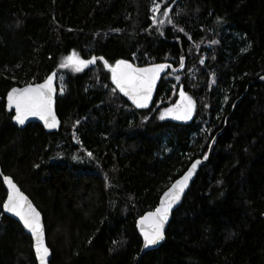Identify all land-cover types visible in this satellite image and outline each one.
Segmentation results:
<instances>
[{
    "label": "trees",
    "instance_id": "obj_1",
    "mask_svg": "<svg viewBox=\"0 0 264 264\" xmlns=\"http://www.w3.org/2000/svg\"><path fill=\"white\" fill-rule=\"evenodd\" d=\"M156 2L163 25L153 0H0L2 173L41 212L49 264H264V0ZM73 52L171 67L141 109L113 91L103 61L60 68ZM52 72L59 128L16 127L8 90ZM180 91L192 118L158 119ZM196 158L165 239L144 248L136 220ZM5 196L0 179V264H36Z\"/></svg>",
    "mask_w": 264,
    "mask_h": 264
},
{
    "label": "snow or ice",
    "instance_id": "obj_2",
    "mask_svg": "<svg viewBox=\"0 0 264 264\" xmlns=\"http://www.w3.org/2000/svg\"><path fill=\"white\" fill-rule=\"evenodd\" d=\"M160 8V3L153 0V7L150 9L153 25H163L165 23L163 19H156V13L160 11ZM163 16L169 17L167 8L164 9ZM168 23L172 24L173 21L169 18ZM179 31H183V29H179ZM212 43L215 44L217 41L213 40ZM97 60L103 61L104 68L111 73V81L115 85L113 91L119 90L136 108L141 109L148 107L161 73L164 72L165 68L171 67V65L166 64H152L141 68L122 59L116 60L115 64L112 65L102 56H93L91 59L84 60L80 59L75 52L65 57L59 67L72 68L75 72L79 73L84 71L89 65L95 64ZM201 63H203V60H201ZM183 64L184 58L181 56V67H183ZM55 76L56 73H52L47 76L43 83L28 84L22 88L12 87L8 91L7 109H14L15 115L12 116V120L17 125H24L29 117H38L44 122L45 128L52 129L58 126L59 121L53 110V97L56 92L53 86ZM178 79L179 77H177ZM61 92H63L62 88ZM195 107L192 98L185 95L184 91H180V100L172 107L161 111L158 119L164 120L166 117H171L175 120H189L192 118ZM87 155L91 157L92 153L88 152ZM207 158V155H205L204 159ZM73 159H77V157L74 156ZM200 164V160L192 163L187 172L180 179L176 180L168 191L164 193L160 199L159 206L154 211L146 213L137 221V227L140 229V235L143 237L144 248L156 246L165 239L164 226L168 220L169 212L180 201L182 194L188 187L189 181ZM36 167H39V165H36ZM4 180L10 189L7 200L3 204L4 210L14 213L19 217L24 228L31 233L35 256L39 264H48L50 252L45 244L40 212L32 206L28 198L19 191L10 178L4 177Z\"/></svg>",
    "mask_w": 264,
    "mask_h": 264
},
{
    "label": "water",
    "instance_id": "obj_3",
    "mask_svg": "<svg viewBox=\"0 0 264 264\" xmlns=\"http://www.w3.org/2000/svg\"><path fill=\"white\" fill-rule=\"evenodd\" d=\"M142 68H143V67H142ZM52 73H55V72H52ZM52 73H50L49 75H51ZM161 74H162V73H161ZM46 78H47V77H46ZM46 78H45V79H46ZM45 79H44V80H45ZM159 79H160V78H159ZM159 79L157 80V82H156V86H155V88H154V90H153L152 99L154 98L155 93H156V91H157L158 84H159ZM44 80L41 81V82H39V83H43ZM56 81H57V79H56V76H55L54 81H53V86H54V88L56 89V92H55L54 97H53V100H54V103H53V110H54L55 114H56V110H55V108H56V96H57V86H56ZM35 84H38V83H35ZM35 84H33V85H35ZM27 85H28V84L23 85V86H20V87H18V88H22V87H25V86H27ZM15 87H17V86H15ZM9 90H10V89H9ZM9 90H8V91H9ZM7 93H8V92H7ZM126 98H127V97H126ZM127 99H128V98H127ZM152 99H151V100H152ZM128 100H129V99H128ZM129 101H130V100H129ZM130 102H131V101H130ZM149 102H150V101H149ZM131 103H132V102H131ZM5 106H6V109H7V94H6V96H5ZM9 111H12V114L15 115V111H14V109L9 110ZM13 115H12V116H13ZM56 118H57V120L59 121L57 115H56ZM173 120H175V119H173ZM175 121H178V122H185V121H187V120H175ZM12 122H13V124H14L16 127H18V128H24L26 125L36 123V124L41 125L42 128H43V130H44L46 133H52V132H55V131L59 128V125H60V121H59V124H58V126H57L56 128H52V129L45 128V127H44V122H43L42 120H40L38 117H29V118L25 121V124H24V125H17V124L15 123L14 120H12ZM196 160H200V161H201V164H202V162H203V160H202L201 158H196V159H194V160L192 161V163H194ZM192 163H191V164H192ZM191 164L188 166V168L184 171V173H183L182 175H180L178 178H176V179H175V180L169 185V187H167V188L162 192V194L160 195V197H159V199H158V202H157L156 207L159 206V204H160V199H161V197H163L164 193H165L166 191H168V189L171 187V185H172L173 183H175L176 180L180 179V178H181V177L187 172V170L191 167ZM201 164L198 165V167H197L195 173L193 174L191 180L189 181L188 187L185 189L184 193L182 194L180 201H179L178 203H176V204L172 207V209L170 210L168 220H167V222L165 223V226H164V234H165L166 229H167V227H168V224H169V222H170L171 215H172L173 211L176 210V209L180 206V204H181V202H182V200H183V198H184V195L186 194V192H187L188 189L190 188L191 182H192V180L195 178V176L197 175V173H198V171H199V169H200ZM4 177H8V178H10V179L13 181V179H12L11 177L6 176V175H4V174L2 173V169H1V165H0V179H1L2 183H3V187H4V189H5V191H6V196H5V200H4V202H5V201L7 200L8 193H9L10 189H9L8 185L5 183ZM13 183H15V182L13 181ZM15 185H16V183H15ZM16 186H17V185H16ZM17 188L19 189V191H20L24 196H26V197L28 198V201L32 204V206L35 207L36 210H37L38 212H40V211L38 210V208L33 204V202L31 201V199H30V198H29L24 192H22L18 186H17ZM4 202H3V204H4ZM3 204H2V212H3V214H4L5 216H7V217L13 219L14 221H16V222L21 226V228L23 229V231L27 234V236H29V238L31 239V247H32V251H33L34 257H35V261H36V264H39V261L36 259V256H35V252H34V248H33V240H32V237H31V233H30L27 229L24 228L23 223L20 221L19 217H17L14 213L7 212V211L4 210ZM156 207H155V208H156ZM155 208H154L153 210H151V211H154ZM151 211H147L146 213L151 212ZM146 213H145V214H146ZM40 214H41V212H40ZM145 214H144V215H145ZM144 215H143V216H144ZM141 217H142V216H141ZM141 217H140V218H141ZM140 218H138V219L136 220L135 227H136V230H137V232H138V234H139V236H140V238H141V240H142V242H143V237L140 235V229L137 227V221H138ZM262 218H263V221H264V214L262 215ZM41 224H42V227H43V229H44L45 244H46V246L48 247V245H47V241H46L45 226H44V222H43V216H42V214H41ZM161 242H162V241H161ZM161 242H160V243H161ZM160 243H159V244H160ZM159 244L156 245V246L149 247V248L155 249V248H157V247L159 246ZM48 248H49V247H48ZM49 252H50V255H49V257H48V264L50 263V260H51V258H52V253H51L50 248H49Z\"/></svg>",
    "mask_w": 264,
    "mask_h": 264
},
{
    "label": "rangeland",
    "instance_id": "obj_4",
    "mask_svg": "<svg viewBox=\"0 0 264 264\" xmlns=\"http://www.w3.org/2000/svg\"><path fill=\"white\" fill-rule=\"evenodd\" d=\"M180 100V98L178 99V101Z\"/></svg>",
    "mask_w": 264,
    "mask_h": 264
}]
</instances>
